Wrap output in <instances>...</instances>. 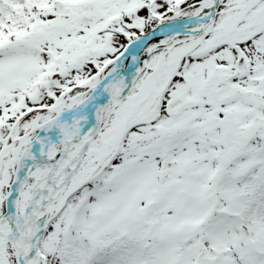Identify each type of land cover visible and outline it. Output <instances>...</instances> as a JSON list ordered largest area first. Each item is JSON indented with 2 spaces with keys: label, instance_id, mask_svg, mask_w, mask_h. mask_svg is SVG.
<instances>
[{
  "label": "snow or ice",
  "instance_id": "6c2138e0",
  "mask_svg": "<svg viewBox=\"0 0 264 264\" xmlns=\"http://www.w3.org/2000/svg\"><path fill=\"white\" fill-rule=\"evenodd\" d=\"M0 264H264V0H0Z\"/></svg>",
  "mask_w": 264,
  "mask_h": 264
}]
</instances>
